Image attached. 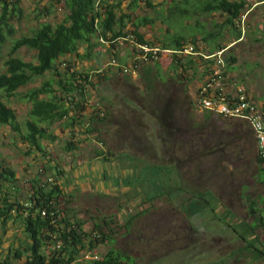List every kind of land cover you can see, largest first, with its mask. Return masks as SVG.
<instances>
[{
    "label": "rangeland",
    "instance_id": "374dc122",
    "mask_svg": "<svg viewBox=\"0 0 264 264\" xmlns=\"http://www.w3.org/2000/svg\"><path fill=\"white\" fill-rule=\"evenodd\" d=\"M118 1L117 14L128 15L123 19V32L129 33L139 19L149 17L153 23L138 31L156 47L172 35L183 34L187 42L192 36L198 38V49L208 54L213 43L200 38L208 32L222 34L218 38L225 47L222 58H236L228 72L230 85L243 88L255 100L264 99V0H247L239 24L242 36L237 41L232 31L219 28L225 15L193 9L205 0H148L153 7L146 0H109ZM173 4L187 7L189 14L170 12ZM19 6L22 15L11 18L14 34L3 47V55L12 39L31 35L44 22L54 26L67 14L63 0H20ZM97 43L88 60L72 55L59 58L55 65L63 72L69 60L76 71L90 74L84 115L96 110L104 115L103 121L87 124L83 120L74 127V137L63 121L56 122L52 132L58 139L43 141L44 155L27 154V146L8 126L0 125V162L16 172L17 199L24 200L29 180L46 166L45 176L63 172L60 216L82 222L87 233L94 224L100 225L112 238L93 251L97 257L114 248L130 257L129 264H264V232L254 229L263 246L249 232L254 226L249 203L264 209V185L256 177L257 150L249 124L212 112L205 116L207 110L199 106L198 97V90L208 81L202 75V64L196 70H174L170 51L162 50L157 53L159 66H152L147 64L150 60H143L145 53L129 35L112 42L113 49L109 42ZM86 50L84 45L79 48L80 53ZM35 54L24 47L17 51L27 62H35ZM138 55L140 63L135 69L131 61ZM119 61L128 72L115 67ZM50 78V72L35 77L16 95L3 99L18 121L27 118L30 107L20 94ZM104 98L114 101L112 109L107 110ZM95 127L93 132H84ZM70 139L77 148L67 152L64 146ZM203 192L212 194L213 210L206 207L194 213L193 207H201L203 201L190 199ZM25 242L19 220L0 226V261L7 258L10 264H20L23 258L14 259L12 252L22 249Z\"/></svg>",
    "mask_w": 264,
    "mask_h": 264
},
{
    "label": "trees",
    "instance_id": "16d2710c",
    "mask_svg": "<svg viewBox=\"0 0 264 264\" xmlns=\"http://www.w3.org/2000/svg\"><path fill=\"white\" fill-rule=\"evenodd\" d=\"M63 2L67 14L62 22L54 26L44 22L34 29L31 35H22L12 39L9 50L3 55V47L8 38L14 34L11 18L19 19L22 9L19 6L20 0H0V68L4 69L3 71L0 69V125L8 126L16 138L27 146V154L34 151L45 154L43 141L54 142L58 139L52 132V126L56 122L63 121L64 125L72 131L71 136L74 137V127L82 125L83 120H86L87 124H98L103 121L104 115L101 117L96 110L87 117L84 115L87 102L86 86L91 84L90 74L76 71L73 62L69 60L64 62L63 72L55 65L59 58L72 55L81 60H88L91 50L98 45L97 40L109 42L113 49L112 42L116 44L119 38L129 35L137 44L136 46L146 45L161 51H171L170 66L174 70L185 72L187 67H193L196 70L197 64L200 63L203 67L202 75L207 77L214 72V58L204 59L200 55L177 54L186 45H192L196 52L202 54L203 52L198 49L199 40L195 36L187 42L183 34H175L168 37L166 41L160 42V45L156 47L138 31L140 26L153 23L149 17L139 19L134 24V30L129 33L123 32L125 27L123 19L128 15L117 14L119 1L111 3L109 0H63ZM146 5L153 7L148 0H146ZM246 6L247 0H205L193 9H199L204 13L218 12L225 15L219 28L225 27L232 31L234 41H237L242 36L239 24ZM169 11L179 12L184 17L190 12L187 7L180 9L176 4H173ZM48 13L47 9L43 11L45 15ZM220 37H222L220 33L208 32L200 38L203 42L213 43L207 55L215 54L225 48L219 43L218 38ZM81 45L87 48L83 53L79 51ZM23 47L36 52L35 62H27L17 56V51ZM160 56L161 53H159V58ZM138 58L139 55L131 61L135 69L140 63ZM223 60V76L230 85L228 72L233 69L236 58L227 55ZM150 61L147 64L152 63V66H159V60ZM116 63L115 67H119L123 72L125 66L121 65L122 62ZM47 72L51 74L50 79L20 94L21 99L30 103V107L27 118L23 122L18 121L14 109L8 106L3 99L16 95L19 88L29 85L35 77ZM93 130H97L96 127L87 128L84 132L90 133ZM76 148L73 139L68 140L64 146L67 152H72ZM97 155H104V159L107 160L103 151H98ZM255 163L256 177L264 185V161L259 159L257 153ZM46 171L47 167L43 166L40 172L33 175L29 180L30 186L26 191V196L21 201L16 197L20 190L16 186L18 179L15 170L8 164L0 162V226L5 227L10 220L17 219L26 236L23 248L14 249L12 257L18 260L23 258L20 264H129L130 257L120 254L114 248H110L100 257L84 258L86 254L96 256L93 251L97 246L110 243L112 238L104 234L100 225L94 224L93 231L87 233L82 228V222H71L60 216L59 205L64 197V185L61 182L63 172L57 170L55 175L45 176ZM43 176L45 179H42ZM207 193L210 192L194 194L190 199L203 201L201 207H193L194 213L201 212L206 207H212L209 201H214V198L211 193L210 197H204ZM42 211L45 215L41 214ZM263 212L264 209L259 210L253 202L249 203L248 215L254 219V226L250 228L251 224H246V227L250 228L248 231L252 232L256 239L255 228H261L264 232ZM0 264L10 263L5 258L0 261Z\"/></svg>",
    "mask_w": 264,
    "mask_h": 264
},
{
    "label": "built area",
    "instance_id": "2783aa9c",
    "mask_svg": "<svg viewBox=\"0 0 264 264\" xmlns=\"http://www.w3.org/2000/svg\"><path fill=\"white\" fill-rule=\"evenodd\" d=\"M138 47L145 53V56L142 57L145 61L149 59L157 60V53L161 51L158 48H149L146 45ZM165 51L168 52L169 50ZM177 54L200 55L204 59H215L214 72L207 75L208 81L200 88L198 94L199 106L223 118L245 120L254 133L257 155L261 161H264V99L255 100L243 88L227 84L226 78L223 76L224 60L222 50L207 55L196 52L192 45H186ZM131 65L133 67L132 63ZM123 72H128V69L125 68ZM41 214L45 215V212L42 211ZM84 258H97V256L92 257L86 254Z\"/></svg>",
    "mask_w": 264,
    "mask_h": 264
},
{
    "label": "crops",
    "instance_id": "0c3cea01",
    "mask_svg": "<svg viewBox=\"0 0 264 264\" xmlns=\"http://www.w3.org/2000/svg\"><path fill=\"white\" fill-rule=\"evenodd\" d=\"M117 48H119V47H117ZM206 54V53H205ZM124 67V66H123ZM260 99H262V98H260V97H258L257 98V100H260ZM103 104L107 107V110H108V108H109V110L110 109H112L113 107H111L112 105H114V101H113V103H112V100L111 99H109V98H104L103 99ZM111 107V108H110ZM101 108V107H100ZM106 110V109H105ZM106 110V111H107ZM211 114V112H205V116H209ZM213 114V113H212ZM63 179V177H61V180ZM63 182V181H62ZM257 241L258 242H260L261 244H262V246H263V243H262V241H260L258 238H257ZM261 246V247H262Z\"/></svg>",
    "mask_w": 264,
    "mask_h": 264
},
{
    "label": "flooded vegetation",
    "instance_id": "af4514ba",
    "mask_svg": "<svg viewBox=\"0 0 264 264\" xmlns=\"http://www.w3.org/2000/svg\"><path fill=\"white\" fill-rule=\"evenodd\" d=\"M216 120H217V118H216Z\"/></svg>",
    "mask_w": 264,
    "mask_h": 264
}]
</instances>
